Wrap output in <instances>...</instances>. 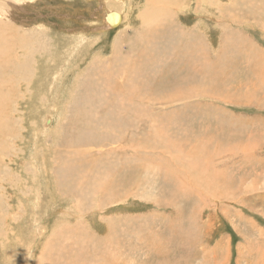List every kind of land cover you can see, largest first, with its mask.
Returning a JSON list of instances; mask_svg holds the SVG:
<instances>
[{
  "label": "rangeland",
  "instance_id": "1",
  "mask_svg": "<svg viewBox=\"0 0 264 264\" xmlns=\"http://www.w3.org/2000/svg\"><path fill=\"white\" fill-rule=\"evenodd\" d=\"M151 1L3 2L0 264H264V1Z\"/></svg>",
  "mask_w": 264,
  "mask_h": 264
},
{
  "label": "bare ground",
  "instance_id": "2",
  "mask_svg": "<svg viewBox=\"0 0 264 264\" xmlns=\"http://www.w3.org/2000/svg\"><path fill=\"white\" fill-rule=\"evenodd\" d=\"M4 1H5V0H0V12H1V13H4L5 10L7 11L6 8H5V10L3 9V8H4V6H3V2H4ZM152 1H153V0H152ZM152 1L150 2L151 4H153V3H155V2H156V3L158 2V1H153V2H152ZM203 1H206V0H203ZM263 1H264V0H263ZM161 2L163 3V1H161ZM12 3H13V2H12ZM156 3L154 4L155 6L158 4V3H157V4H156ZM164 4H165V3H164ZM172 4H174V3H172ZM172 4H171V5H172ZM258 4L261 5L260 3H258ZM13 5H14V4H13ZM252 5H253V4H252ZM259 5H258V7L261 8V9H260V8H259V9H260L261 11H263V10H264V5H261V6H259ZM162 6H163V5H162ZM162 6H160L159 8L162 9V8H161ZM164 6H166V5H164ZM168 7H169V6H168ZM168 7H167V8H168ZM251 7H252V6H251ZM160 9H157V10H160ZM165 9H166V8H165ZM248 9H249V8H248ZM256 9H257V7H256ZM148 10H149V9H148ZM168 10H169V9H168ZM260 10H259V12H261ZM166 11H167V10H165V12H166ZM223 11H224V10H223ZM162 12H163V11H162ZM254 12H255V11H254ZM259 12H258L257 15H259ZM109 13H110V12H109ZM115 13L118 14V16H119V21H120V20H121V13L116 12V11H115ZM155 13H156V12H155ZM163 13H164V12H163ZM168 13H169V12H168ZM256 13H257V12H256ZM149 14H150V13H149ZM166 14H167V12H166ZM156 15H161V14H156ZM6 16H7V14H6ZM161 16H163V15H161ZM159 17H160V16H159ZM164 17H165V15H164ZM254 17H257V16L255 15ZM108 18L110 19V16H109ZM108 18H106V19L108 20ZM148 18H149V15H148ZM161 18H163V17H161ZM119 21H118L117 23H119ZM107 24L109 25V27L111 26V23L109 22V20H108ZM136 46H137V45H136ZM253 50H254V49H253ZM252 53H253V54L250 53L248 56L246 55V56H247V57H246L247 60L250 59V60H252V61L254 62V61L256 60V57H258V54H257V53L262 54V56H263V53H261L260 50H256V51H254V52H252ZM255 54H256L257 56H256ZM251 55H252V56H251ZM192 60H193V62H195L194 59H192ZM255 63H256V62H255ZM1 64H2V65H0V69H2L3 66H4V65H3L4 63H3V62H2ZM263 64H264V63H263ZM263 64H262V65H263ZM206 65H207V64H203L202 66H200L199 68H197V71H198V72H201V71L205 72V71H206V67H205ZM202 67H204L203 70H202ZM254 68H255V67H254ZM258 68H259V66H258ZM258 68H257V69H258ZM118 70H119V69H118ZM259 70H262V69H259ZM263 71H264V69H263ZM263 71H261V72H263ZM109 72H110V71H109ZM110 73H111V72H110ZM110 73H109V74H110ZM111 74H112V73H111ZM116 74H118V73H116ZM116 76H118V75H116ZM124 76H125V74H124V75H121V77H120L121 79L119 80V86H118V88H115V90H114L115 95L118 96V97H121V96H122V95H118L117 92L120 91L119 89L121 88V83H122L123 80H124V79H123ZM109 77H110V76H109ZM125 77H126V76H125ZM125 79H126V78H125ZM88 84H89V83H88ZM85 88H86V87H85ZM100 88H101V86H100ZM102 88H103V87H102ZM141 94H142L141 91L138 89V91H137L136 94H135V97L138 99V104H137L138 107H137V108L141 107V105H142V102H140V100H141V98H142V97H141ZM124 98H126L125 95H124ZM124 98H123V99H124ZM119 99H120V98H119ZM127 99L132 100V98L130 97V95L127 96ZM134 117H135V116H134ZM1 119H2V118H1ZM138 120H139V119H138ZM75 121H76V120H75ZM126 122H127V121H126ZM126 122H125V123H126ZM48 123H49V122H48ZM70 123H71V122H70ZM45 125H46V124H45ZM72 125H73V124H72ZM125 125H126V124H125ZM71 128H72V127H71ZM74 129H75V128H74ZM70 130H71V129H70ZM79 130H80V129H79ZM125 130H126V129H125ZM90 132H91V131H90ZM96 132H97V131H96ZM106 132H107V131H106ZM109 132H110V131H109ZM128 133H129V132H128ZM80 134H82V133H80ZM85 134H86V133H85ZM85 134H84V135H85ZM87 134H89V133H87ZM87 134H86V136H87ZM91 134L93 135V131L90 133V137L92 136ZM101 134L103 135V133H101ZM78 135H79V134H78ZM95 135H96V133L94 132V137H95ZM110 135H111V134H110ZM110 135H109V136H110ZM127 135H128V134H127ZM104 136H105V135H104ZM107 136H108V135H107ZM107 136H105V137H107ZM70 137H71V136H70ZM82 137H84V136H82ZM92 137H93V136H92ZM90 140H91V138H90ZM90 140H89V138H88V142H89ZM95 140H97V136H96V138H94V141H95ZM108 140H109V138H108ZM85 141H87V140H85ZM107 142H108V141H107ZM109 142H110V141H109ZM85 143H86V142H85ZM91 143H94V142H91ZM124 144H125V143H124ZM86 145H87V143H86ZM88 145H90V144H88ZM122 146H123V145H122ZM90 148H91V147H90ZM78 151H79V150H78ZM57 152H58V151H57ZM132 152H133V151H132ZM137 153H138V152H137ZM57 154H58V153H57ZM80 155H81V153H80ZM80 155H79V156H80ZM81 156H82V155H81ZM81 159H82V158H81ZM81 159H80V160H81ZM130 159H131V158H130ZM116 160H117V159H116ZM134 160H135V159H134ZM137 161H138V160H137ZM135 162H136V161H135ZM139 164H140V163H139ZM119 166H120V165H119ZM140 166H141V164H140ZM140 166H138V167H140ZM134 168H135V167H134ZM114 169H115V167H114ZM139 169H140V168H139ZM119 170H120V169H119ZM138 172H139V171H138ZM138 172H137V173H138ZM116 173H117V172H116ZM110 175H111V174H110ZM112 175H113V174H112ZM114 176H115V175H114ZM120 176H121V175H120ZM136 176H138V174H137ZM126 179L131 180L130 178H125V180H126ZM123 180H124V178H123ZM83 181H84V179H83ZM63 182H65V181H63ZM122 185H123V184H121V187H122ZM61 188H62V187H61ZM97 192H99V191H97ZM97 192H96V194H97ZM93 196H94V195H93ZM170 229H171V228H170ZM171 230H172V229H171ZM181 238H182V237H181ZM62 251H63L62 248L51 249L50 252H49V254H48L46 257H49V261H50L51 258H54V257H55L60 263H61V262H64V259H65V258L68 259V260H73V259H74V258L72 257L73 254L70 255V253H69L67 250H65V251H63V252H62ZM104 251H105V250H104ZM45 259H46V258H45ZM40 260H41V258H40ZM42 260H43V259H42ZM57 260H56V261H57ZM49 261H48V262H49ZM53 261H54V260H53ZM44 264H45V262H44Z\"/></svg>",
  "mask_w": 264,
  "mask_h": 264
},
{
  "label": "water",
  "instance_id": "3",
  "mask_svg": "<svg viewBox=\"0 0 264 264\" xmlns=\"http://www.w3.org/2000/svg\"><path fill=\"white\" fill-rule=\"evenodd\" d=\"M110 16V19L108 18ZM107 18L109 20V22L112 25H117V22L119 21V16L118 14H116L115 12H110L107 14Z\"/></svg>",
  "mask_w": 264,
  "mask_h": 264
}]
</instances>
